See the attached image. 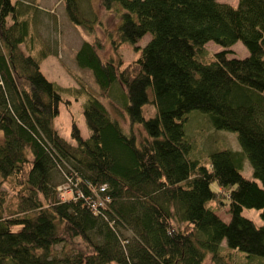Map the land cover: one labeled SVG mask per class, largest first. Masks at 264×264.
<instances>
[{
  "label": "trees",
  "instance_id": "obj_1",
  "mask_svg": "<svg viewBox=\"0 0 264 264\" xmlns=\"http://www.w3.org/2000/svg\"><path fill=\"white\" fill-rule=\"evenodd\" d=\"M76 5L64 0L69 20L91 30ZM100 5L120 10L112 47L128 43L139 55L120 69L100 58L95 40L82 41L74 59L104 96L119 86L112 98L128 128L88 92L89 134L72 122L70 143L53 126L60 87L40 69L44 47L32 53L29 6L0 0V264H203L208 255L224 264V250L241 254L242 264H264V0ZM210 40L223 48L209 55ZM238 40L247 55L228 56ZM192 111L235 132L239 149L194 157L185 130ZM244 207L258 209L262 223Z\"/></svg>",
  "mask_w": 264,
  "mask_h": 264
},
{
  "label": "rangeland",
  "instance_id": "obj_2",
  "mask_svg": "<svg viewBox=\"0 0 264 264\" xmlns=\"http://www.w3.org/2000/svg\"><path fill=\"white\" fill-rule=\"evenodd\" d=\"M29 6L31 12L30 33L35 37V46L33 52L44 47L45 57L40 61V69L43 74L52 82L60 87L61 102L59 104L58 114L53 119V126L58 133L68 142L74 143L70 137L71 123L75 122L80 129L81 135L87 137L89 130L85 124L82 109L88 92L96 95L108 110L120 118L124 129L128 128L126 115L118 104L113 101L119 94V86L111 89V99L104 96L97 87L92 73L87 68L79 67L74 59V55L82 41H95L100 43L97 52L102 60L111 58L114 62H121L120 69L133 63L139 55L128 43L112 47L111 39L117 40L116 25L120 20L119 7L116 9H104L100 5V0H76L77 12L81 16L89 18V24L93 25L91 30L83 26L74 25L68 18L64 8V0H22ZM232 5L237 4V0H218ZM118 9V10H117ZM93 17L96 19H93ZM149 35L143 36L137 43L139 47L143 46L148 40ZM206 51L209 55L223 47L213 41L205 44ZM231 52L228 56L242 58L247 55L248 51L241 41H236L230 46ZM47 55V56H46ZM118 86V88H117ZM118 99V98H117ZM154 109L151 105L144 107L145 116L153 115ZM134 131L141 132L139 126H135ZM188 137H194L192 143L194 157L204 161L206 154L222 145H228L232 149H239L237 136L235 132L224 129H213L206 116L192 111L190 120L185 126ZM242 175L251 177V166L247 159L244 160ZM214 183L212 184V187ZM8 196L13 191L9 185L5 186ZM224 200V198H222ZM217 207L216 205H214ZM216 212L224 220L228 221L229 215L225 212V205H219ZM242 214L252 219L256 224H261L259 210L255 208L244 207ZM77 239L72 242L62 243L64 250L72 249L77 245ZM224 245V242H222ZM61 244L55 245L52 252L59 254ZM224 264H242L245 258L237 253H230L224 250ZM203 264H216L210 260L209 255L203 261Z\"/></svg>",
  "mask_w": 264,
  "mask_h": 264
}]
</instances>
